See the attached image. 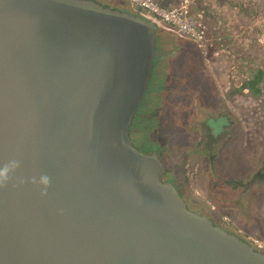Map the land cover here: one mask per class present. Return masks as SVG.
<instances>
[{"label": "water", "instance_id": "1", "mask_svg": "<svg viewBox=\"0 0 264 264\" xmlns=\"http://www.w3.org/2000/svg\"><path fill=\"white\" fill-rule=\"evenodd\" d=\"M158 29L97 0H0V264H264L132 139Z\"/></svg>", "mask_w": 264, "mask_h": 264}, {"label": "rangeland", "instance_id": "2", "mask_svg": "<svg viewBox=\"0 0 264 264\" xmlns=\"http://www.w3.org/2000/svg\"><path fill=\"white\" fill-rule=\"evenodd\" d=\"M97 1L142 14L119 0ZM248 19L251 24L240 36L247 41L233 55L220 53L209 39L202 51L187 39L191 46L178 41L173 31L158 29L166 39L164 52L175 46L187 50L183 58L176 59L177 51L173 55L162 105L147 107L134 139L140 145L147 136L163 142L165 179L173 178L190 209L264 249V180L254 179L264 167V83L259 96L247 89L250 73L264 69V4L254 7ZM217 115H226L228 123L210 153L207 125L196 129L193 123ZM156 119L158 125L152 122Z\"/></svg>", "mask_w": 264, "mask_h": 264}, {"label": "trees", "instance_id": "3", "mask_svg": "<svg viewBox=\"0 0 264 264\" xmlns=\"http://www.w3.org/2000/svg\"><path fill=\"white\" fill-rule=\"evenodd\" d=\"M253 1V0H251ZM166 39L162 40L161 36H157V52L155 57V66H154V72L153 77L149 85V89L146 95V98L144 102L142 103L140 109L138 110V113L136 115V118L134 119L133 125L131 127V136L135 143V145L141 150L146 153L150 152H156L160 156V158L163 160L164 158V148L165 145L163 142L159 139H157V136L154 138L151 137H145L146 139H143V144L140 145L137 143V140L134 139L135 135H139V125L141 122V117L143 115H148L145 111L147 107H151L150 105H156L158 108L162 105V99L165 94V86L168 79V76L170 75L171 71V59L178 46H175V49L173 50H167L165 48V52L163 51L165 46ZM250 77L247 80V89L250 90L253 95L259 96L261 95L262 91L260 88V85L264 83V69H254L250 73ZM149 105V106H147ZM226 115H217V116H210L208 118H204L199 121V119L195 120L196 122L193 123L194 128H199L202 125H207L208 133H207V142L209 145L208 151L210 153H214V149L217 146V143H220L221 135L224 133V127L227 125L228 121L225 118ZM152 122L158 123V120H152ZM158 125V124H157ZM204 125V126H205ZM264 165V162H263ZM166 171V175H167ZM255 180L257 179H263L264 180V167H262L257 174L254 176ZM173 179L172 177L169 178L171 181Z\"/></svg>", "mask_w": 264, "mask_h": 264}, {"label": "crops", "instance_id": "4", "mask_svg": "<svg viewBox=\"0 0 264 264\" xmlns=\"http://www.w3.org/2000/svg\"><path fill=\"white\" fill-rule=\"evenodd\" d=\"M122 4L134 8L127 0H119ZM163 6H173L178 0H158ZM264 4V0H208V1H198L193 7V14L202 13L203 23L208 32V39L213 44V46L220 47V53L227 52L233 55V50L240 46L241 42L247 41V36H241L242 29L247 32L248 27L245 25L251 24L248 19V15L254 7H260ZM134 6V7H133ZM139 12V8L135 7ZM169 30L170 28H165ZM159 36V34H158ZM178 41L183 42L187 46H191V42L181 39L178 37ZM191 44V45H190ZM199 49V48H198ZM175 54L177 58L185 57V46L176 49ZM215 55H218L219 52ZM174 56V57H175ZM178 56V57H177Z\"/></svg>", "mask_w": 264, "mask_h": 264}, {"label": "built area", "instance_id": "5", "mask_svg": "<svg viewBox=\"0 0 264 264\" xmlns=\"http://www.w3.org/2000/svg\"><path fill=\"white\" fill-rule=\"evenodd\" d=\"M127 1L139 8L142 14L156 23L159 28H170L177 36L191 41L202 51L209 46L203 14L192 12L196 2L208 0H178L175 5L168 7L163 6L158 0ZM254 246L264 250L263 245L258 242H255Z\"/></svg>", "mask_w": 264, "mask_h": 264}]
</instances>
